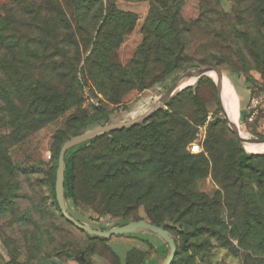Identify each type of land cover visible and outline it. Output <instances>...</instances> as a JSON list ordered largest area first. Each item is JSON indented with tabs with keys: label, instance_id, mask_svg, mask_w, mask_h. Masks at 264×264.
<instances>
[{
	"label": "rangeland",
	"instance_id": "rangeland-1",
	"mask_svg": "<svg viewBox=\"0 0 264 264\" xmlns=\"http://www.w3.org/2000/svg\"><path fill=\"white\" fill-rule=\"evenodd\" d=\"M13 1L0 0V5ZM219 1L233 25L239 17L248 16L245 0L240 4L235 0ZM116 5L136 19L131 20V31L120 46H111L110 75L93 81L79 73L88 58H97L93 46L99 41L103 22L100 17L94 18L93 11L86 23L82 21L83 33L76 35L79 50L72 43L67 54L49 59L52 61L46 65L51 83L66 90L64 111L39 130L28 127L20 132L17 124L11 127L8 117L5 129L1 128L13 137L9 145L11 159L29 175L20 177V194L25 197L18 201V207L0 214V264H37L51 259L62 264H166L172 244L152 231L141 229L105 239L73 224L102 234L132 224L157 226L155 219L177 228L161 227L176 247L173 264H264V249L243 247L236 235H248L249 224L242 219L243 229H239L235 224L238 217L233 216V211L257 207L264 214V159H250L239 173V158L242 151H247L225 114L218 78L204 75L201 78L206 81L198 88L187 87L176 99L156 108L163 94L179 88L182 77L195 70L216 68L222 84L226 79L230 86L241 131L251 139L264 140L263 76L256 71L240 75L229 67L183 66L165 78L168 62L173 59L171 52L154 49L147 58L139 52L150 2L118 0ZM14 11L16 20L22 17V9L14 7ZM182 12L186 20L196 19L199 1L186 0ZM26 20L30 22L31 17L26 16ZM116 21L110 19L108 30H114ZM193 42L197 43L198 37ZM182 57L191 62L200 60L205 51L189 47ZM254 99L258 104L250 110ZM99 105L110 113L109 122L100 120ZM4 121L0 120V127ZM146 121L142 128L119 132ZM104 127L109 131L101 133ZM82 129L85 131L81 135L78 132ZM108 133L110 138L104 137L77 156L75 198L67 199L63 194L60 200L59 162L64 147L70 144V150ZM166 145L170 153L167 161L152 164L149 152L144 150L154 149L158 154ZM117 166L124 167V176L115 177ZM154 166L161 167L164 175L157 174ZM12 187L14 192L16 187ZM194 202L201 205L199 210L190 205ZM166 209L173 212L174 218L189 221V225L182 228L170 218L164 220ZM15 214L22 216V221L18 222Z\"/></svg>",
	"mask_w": 264,
	"mask_h": 264
},
{
	"label": "trees",
	"instance_id": "trees-1",
	"mask_svg": "<svg viewBox=\"0 0 264 264\" xmlns=\"http://www.w3.org/2000/svg\"><path fill=\"white\" fill-rule=\"evenodd\" d=\"M117 1L15 0L8 5H0V120L5 119L0 127L1 215L14 212L11 207L16 209L18 201L25 197L20 194V177L29 175L27 169L17 166L10 157L9 145L13 137L1 131V128L5 129L7 124L6 118L8 117L11 127L17 124L20 132L27 130L28 127L39 130L64 111L62 107L65 105L63 101L66 90L51 83L46 65L52 61L49 59L67 54V49L72 43L79 50L80 45L76 35L83 33L85 24L83 25L82 21L87 20L93 11L94 18L100 17V21L103 22V27L98 33L99 41L93 46L97 50V58L94 59L95 61L92 57L88 58L85 69L82 68L79 73H83L87 79L92 78L93 81L110 75L113 69L112 64L109 63L111 59H108L111 46H120L123 37L131 31V20L136 19V16L130 12L119 11ZM145 1L150 2V12L143 28L144 41L139 52H143L144 57L147 58L154 49L163 48L170 51L173 59L168 62L165 78L175 75L183 66L229 67V70L240 75L256 71L264 78V0H245L249 5L246 8L248 16L239 17L236 25L231 23L219 0H198L200 14L193 20H186L183 15L186 0ZM235 1L238 4L241 3L240 0ZM14 7L22 9V17L18 20L15 17ZM26 16L31 17L30 22L26 20ZM111 18L117 20L113 31L107 28ZM118 31L120 33L117 34ZM195 37H198L197 43L193 42ZM194 46L204 49L205 57L192 62L185 60L182 57L183 53ZM19 56L21 59L18 61ZM204 81L206 79L201 78L188 89L198 88ZM207 81L211 82V80ZM171 103L172 101L168 105ZM98 110L101 121L111 120V115L105 107L99 105ZM146 125L147 121L119 132H132ZM84 131L82 129L78 133L82 135ZM110 135L111 133H108L86 140L66 152L64 195L67 199L75 198L77 156L104 137L110 138ZM167 148L168 145L164 146L162 152L158 154H155L154 149L144 151L149 152L152 164H160L167 161L166 159L170 156ZM54 149L53 145V153ZM250 159H264V153L257 155L242 151L238 162L240 174L249 165ZM154 168L157 169V174L164 175L161 167L154 166ZM122 169L124 167L117 166L116 178L121 177L120 174L124 176ZM181 176H184V172ZM12 186L16 187L14 192ZM190 205L198 207V210L201 206L197 202ZM163 212L164 220L170 218L175 226L180 225L184 228L190 223L184 218L183 220L180 217L174 218L173 212L169 209ZM234 212L233 216L238 217V222L235 224H239V229H243L244 221L246 225L249 224L248 235L242 236L241 233L239 235L236 233L243 247L246 246L252 250L264 249V214L260 213L258 207ZM16 216L19 219L18 222L22 221L20 218L22 216L18 214ZM200 221L204 222V219ZM154 224L166 230H177L170 225H162V221L157 219L154 220ZM249 236L252 238H248ZM83 262L85 263L84 260Z\"/></svg>",
	"mask_w": 264,
	"mask_h": 264
},
{
	"label": "water",
	"instance_id": "water-1",
	"mask_svg": "<svg viewBox=\"0 0 264 264\" xmlns=\"http://www.w3.org/2000/svg\"><path fill=\"white\" fill-rule=\"evenodd\" d=\"M195 71H198V73H197V76H196V81L194 83H191V84H188V85H185V86H180V84H179V88L178 89H175V90H173V91H171L169 93L163 94L160 97V100L157 102L156 108L159 107V106H161L162 104L168 103V101H170L172 98H174L176 95H178L183 89H185L187 87H190V86H193L198 81L199 78H201L204 75H207L208 72H214L216 74V76L218 78V90L221 93L223 84H222V79L219 76L218 69H216V68H207V69H201V70H195ZM180 80H179V82H180ZM142 121L143 120H141L140 122H142ZM140 122H138V123H140ZM138 123H135V124H138ZM132 125H134V124L126 125V126L125 125H122L119 128L120 129H123V128L129 127V126H132ZM230 126H231L233 132L235 133V135L237 136L238 140L241 142L242 145H244L245 140L240 136L239 127L232 126L231 124H230ZM100 130L101 131L103 130L101 133H104V132H108L109 131L107 129V127H104V128H102ZM98 131L99 130L93 131V132H98ZM90 133H92V132H90ZM90 133H87L85 135H88ZM85 135H83V136H85ZM249 141H251V142L256 141V142H260V143L264 144V140L250 139ZM70 147H71L70 144H67L64 147V149L62 151L61 158H60V162H59L60 163V170H61L60 171V181H59V186H60L59 197H60V200H61V196L63 197V194H64V169H65L64 160H65V154H66V152L68 151V149ZM247 153H250V154H261L262 152L254 153V152H248L247 151ZM73 224L77 228H79L80 230H83V231L89 232V233H94L98 237L105 238V239L111 238V237L116 236V235L138 232L141 229H142V231H152V232L158 234L159 236H161L168 243L172 244V253H171V255H170V257H169V259H168V261H167L166 264H173V261H174L175 255H176V247H175V244H174L171 236L163 228H161V227L151 226V225H148L147 223H139V224H132V225H129V226H126V227H120V228H117V229H113V230H111V231H109L107 233H102L101 234V233L94 232L88 226H82V225H80V224H78L76 222H73ZM37 264H62V263H60L56 259H51V260H47V261L40 262V263H37Z\"/></svg>",
	"mask_w": 264,
	"mask_h": 264
},
{
	"label": "bare ground",
	"instance_id": "bare-ground-1",
	"mask_svg": "<svg viewBox=\"0 0 264 264\" xmlns=\"http://www.w3.org/2000/svg\"><path fill=\"white\" fill-rule=\"evenodd\" d=\"M197 73H198V71H194L192 73H189L185 78L180 80V82H179L180 86H185L184 84L187 81L195 79L193 82H191V83H194L196 81ZM207 75L217 77L214 72H208ZM191 83H189V84H191ZM186 85H188V84H186ZM221 97L223 99V106H224L225 114L227 116H229L231 125L239 127L240 136L245 140V143L243 145L245 150L248 152H254V153L263 152L264 151V144H262L260 142H256V141H253V142L249 141L251 138L247 137L241 131V128H240L238 120H237V113L235 110L233 95H232L230 86H229L226 79H225V82H224L222 90H221ZM238 118L240 120V111H238Z\"/></svg>",
	"mask_w": 264,
	"mask_h": 264
},
{
	"label": "built area",
	"instance_id": "built-area-1",
	"mask_svg": "<svg viewBox=\"0 0 264 264\" xmlns=\"http://www.w3.org/2000/svg\"><path fill=\"white\" fill-rule=\"evenodd\" d=\"M257 104H258V100H253L252 101V103H251V105H250V110H252L253 108H255L256 106H257ZM49 158H51V155H49Z\"/></svg>",
	"mask_w": 264,
	"mask_h": 264
}]
</instances>
